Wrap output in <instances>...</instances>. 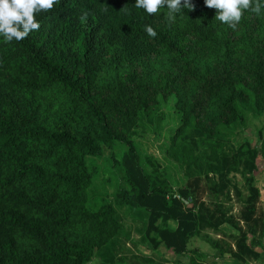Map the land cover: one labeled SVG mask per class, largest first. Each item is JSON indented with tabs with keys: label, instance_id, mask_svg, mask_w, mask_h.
I'll list each match as a JSON object with an SVG mask.
<instances>
[{
	"label": "trees",
	"instance_id": "1",
	"mask_svg": "<svg viewBox=\"0 0 264 264\" xmlns=\"http://www.w3.org/2000/svg\"><path fill=\"white\" fill-rule=\"evenodd\" d=\"M169 99L179 126L163 152L185 175L177 189L134 141L159 133ZM249 113L264 115V0H0V264H90L124 232L116 207L142 210L151 251L197 254L199 238L259 260L247 237L264 149L234 155L231 171L248 174L234 247L201 235L231 223L201 196L225 189L223 138ZM116 143L122 185L91 210L88 160Z\"/></svg>",
	"mask_w": 264,
	"mask_h": 264
},
{
	"label": "rangeland",
	"instance_id": "2",
	"mask_svg": "<svg viewBox=\"0 0 264 264\" xmlns=\"http://www.w3.org/2000/svg\"><path fill=\"white\" fill-rule=\"evenodd\" d=\"M173 103V100L169 99L166 104L162 103L160 106L163 121L159 133L153 134L151 130H147L143 134L138 130L134 141L141 155L152 157L153 161L155 160L154 162L159 164V170L165 173V178L169 180L174 189H177V187L185 182V175L178 164L173 162L170 156L168 154L165 155L163 152L169 146L168 138L179 126L178 115L174 110ZM223 142L224 151L227 153V162L223 166L224 178L217 181L219 183L223 181L225 189L217 193L216 196L213 193L205 191L201 199L204 201V204L211 205L213 210H216L217 206L227 209L231 216V223L222 224L219 227V233L204 230L201 235L204 238L209 237L211 243H216L213 241L218 239V241H223L229 246L231 242L229 237L237 235L234 224L242 225L237 219L243 207L242 201L248 196L246 181L248 174L243 176L239 172L235 173L231 171L234 165V155L245 143L250 144L252 148L258 151H263L264 115L247 114L243 124L236 122L230 127V130L226 132L223 138ZM123 151L122 145L116 143L112 148H103L100 157L88 160L89 166L93 165L98 169L97 176L88 191V207L91 210H97L103 202H113V194L122 185L123 173L115 171L110 159L113 154V157L119 160ZM255 165L256 170L253 172V177L254 185L259 192V199L255 213L256 222L251 226L255 233L247 237V242L250 243L252 238L260 242L261 249H258V251L261 253V258L264 262V154L261 153L257 157ZM241 172L243 171L241 170ZM116 210L124 232L112 243L111 247L106 246L99 250L90 264H189V256L187 254L176 257L164 248L156 251L150 250L149 245L144 241L142 236L146 218L136 213H141L142 210L118 207H116ZM244 231H247L245 226ZM262 231L263 234H261ZM219 234H223L222 236L226 238V241L220 237L216 238V235ZM220 244L221 242L218 245Z\"/></svg>",
	"mask_w": 264,
	"mask_h": 264
},
{
	"label": "crops",
	"instance_id": "3",
	"mask_svg": "<svg viewBox=\"0 0 264 264\" xmlns=\"http://www.w3.org/2000/svg\"><path fill=\"white\" fill-rule=\"evenodd\" d=\"M209 235H212V234H209ZM222 235L223 234L216 235V238L220 237V238L226 240V238H224V236H222ZM196 242H198V243H196ZM262 245H263V243H262ZM231 246H232V248L234 247L232 243H231ZM161 248H163V247H160L159 250ZM188 249L190 251H192V250L198 251L197 254L192 253L191 255L190 254H187V255L189 256V258L192 257L195 260V262H197L199 264H208V261H209V264H211V262H213L212 264H215V262H217V264H241V263L235 261L234 259H232L231 257H229L228 255H224V256L220 257L218 251L212 249L211 245L209 243H207L206 241H203L199 238H192L188 243ZM258 249H261V248L255 247L254 251L256 253H260L258 251ZM198 257H199V259H198ZM259 260L247 261L246 263L247 264H264L261 257L259 258Z\"/></svg>",
	"mask_w": 264,
	"mask_h": 264
},
{
	"label": "built area",
	"instance_id": "4",
	"mask_svg": "<svg viewBox=\"0 0 264 264\" xmlns=\"http://www.w3.org/2000/svg\"><path fill=\"white\" fill-rule=\"evenodd\" d=\"M174 197L177 198V199H179V196H177V195H174Z\"/></svg>",
	"mask_w": 264,
	"mask_h": 264
},
{
	"label": "water",
	"instance_id": "5",
	"mask_svg": "<svg viewBox=\"0 0 264 264\" xmlns=\"http://www.w3.org/2000/svg\"><path fill=\"white\" fill-rule=\"evenodd\" d=\"M186 203V202H185Z\"/></svg>",
	"mask_w": 264,
	"mask_h": 264
}]
</instances>
